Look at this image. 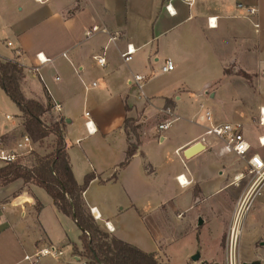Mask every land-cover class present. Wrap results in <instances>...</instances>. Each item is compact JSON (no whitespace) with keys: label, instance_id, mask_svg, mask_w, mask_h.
<instances>
[{"label":"crops","instance_id":"crops-1","mask_svg":"<svg viewBox=\"0 0 264 264\" xmlns=\"http://www.w3.org/2000/svg\"><path fill=\"white\" fill-rule=\"evenodd\" d=\"M129 45L135 53L125 62ZM39 54L48 62L35 70ZM0 58L24 66L26 97L51 103L44 120L63 121L76 180L96 174L84 198L102 229L161 264H172V251L188 237L184 264L222 261L237 202L251 184L248 160L264 162V0H0ZM168 58L175 67L164 72ZM137 74L147 77L142 90L131 83ZM12 103L0 87L5 141L17 132L15 118L24 123L16 104V114L8 112ZM207 111L217 123L242 126L250 143L245 157L204 135ZM126 118L139 125L140 143L119 169L129 146ZM42 150L35 143V152L49 151ZM262 207L264 200H255L252 213ZM8 211L21 215L19 228ZM70 219L42 187L21 179L0 186V264H30L26 255L46 243L63 254L39 264H87L72 249L81 244L80 229L75 240L55 236ZM261 238H252V248ZM257 249L264 252V242ZM240 253L252 258L242 244Z\"/></svg>","mask_w":264,"mask_h":264},{"label":"trees","instance_id":"trees-1","mask_svg":"<svg viewBox=\"0 0 264 264\" xmlns=\"http://www.w3.org/2000/svg\"><path fill=\"white\" fill-rule=\"evenodd\" d=\"M24 78V66L20 62L0 58V87L19 108L25 132L37 144L50 136L55 140L48 152H33L26 164L18 161L0 167V184L4 186L21 179L25 184L45 189L59 211L71 217L81 230L82 250L75 243L73 247L86 258L87 264H161L154 253L117 238L98 224L84 198V192L96 174H87L82 184L76 180L63 134V121L48 123L44 120L52 105L49 101L45 104L26 97L22 89ZM139 128L134 119L126 118L124 129L129 146L119 169L126 166L138 150ZM117 172L113 178L117 177ZM38 206V209L42 207L41 204Z\"/></svg>","mask_w":264,"mask_h":264},{"label":"built area","instance_id":"built-area-1","mask_svg":"<svg viewBox=\"0 0 264 264\" xmlns=\"http://www.w3.org/2000/svg\"><path fill=\"white\" fill-rule=\"evenodd\" d=\"M82 1V0H76ZM167 9L170 10V5L167 6ZM251 14H255V9H250ZM209 24L213 25V19L209 20ZM256 26H259L256 24ZM11 45V43H9ZM135 49L132 45L127 47V50L122 53V58L125 62H129L133 58ZM95 59L100 66H105L106 58L104 54L96 55ZM39 65L35 67V70H39V67L42 64L48 62V59L43 57L41 54L38 55ZM175 67V64L172 59L168 58L165 61L163 66L164 72L172 71ZM59 80V77L57 78ZM147 77L141 74L134 75L131 83L137 85V87L142 90L143 84ZM57 111L61 110V105L55 103L54 108ZM86 116H89V113H86ZM8 120L13 119L11 115H6ZM264 122V116H263ZM49 123V122H48ZM204 126L206 128L204 135L213 136L220 139L223 142V150L227 152L234 153L240 157H245L250 150V143L244 136L242 131V126L235 123H217L214 121L213 116L210 111L206 112ZM86 127L89 133L95 131L94 123L92 120L86 122ZM168 124L160 125V129H167ZM263 139H261V142ZM35 152V142L29 136L28 133L23 132L20 134L15 145L9 147L6 141L0 138V162L4 165L15 163L21 161L22 158H25L29 154ZM22 162V161H21ZM251 165V184L249 189L243 194L242 197L237 202L234 221L227 233V244H226V258L224 264H244L245 261L242 259L240 253V234L242 228L239 227L241 219L247 215V213L252 209L255 200L259 197L264 199V162L256 156H252L248 160ZM182 176L178 177V181L181 185H184L181 181ZM98 215L95 216L97 218ZM63 254V250L54 243H47L43 247L39 248L38 251L33 255H26V260L30 264H39L41 258L52 257L57 258Z\"/></svg>","mask_w":264,"mask_h":264},{"label":"rangeland","instance_id":"rangeland-1","mask_svg":"<svg viewBox=\"0 0 264 264\" xmlns=\"http://www.w3.org/2000/svg\"><path fill=\"white\" fill-rule=\"evenodd\" d=\"M11 105H12V107L9 109L8 112H10L12 114H16L17 108H15L16 107L15 104L12 103ZM45 120H46V122L51 121V119L49 120V118H45ZM14 121H15V125H16L15 130H17V132L14 133L15 135H12L11 138L6 139V143L8 144L9 147H13L15 145L17 139L19 138L20 134L25 132V131H23V128H22L23 120L21 118H15ZM54 140L55 139L53 136L46 138L42 144H39V143L37 144V149L39 151L41 149H44L42 151H48V149L50 150L52 148ZM30 156H31V154H29L25 158H22L21 161L26 164L27 159ZM2 165H4V163L0 162V166H2ZM0 186L2 187L3 185L0 184ZM4 186H6V185H4ZM258 199L264 200L262 197H259ZM8 213L13 218L14 222L17 223V227L19 228L21 221H24L21 218V215L18 212L8 211ZM46 214H47L49 219H51V220L53 219L52 212L50 210H47ZM29 217H33V215H30ZM31 220H32V218H31ZM239 227L242 228V232L240 234V244H242L243 247L247 248L249 254H252V258L242 256V259L245 261L256 260V259H259L260 255H262L263 256L262 257L263 262H264V252L259 253V249H257L258 247L261 248V243L264 242V207H262L261 209H259L255 213H252V209H251L248 217L245 215L241 219ZM66 234H67L68 238L70 237L71 239H74V240L76 238H78L79 228L76 225V223L74 222V220H71V219L67 220L65 226L63 228H60V227L57 228L56 229V235L55 234L54 235L55 236L61 235V236L65 237ZM256 236L263 237V238L259 239L256 243V246L254 248H252V238L256 237ZM56 240H58V238H56ZM54 242H55V240H54ZM190 242H191V237H188L182 241L181 247H176L175 250L172 251V253H171L172 264H184L183 263V257L181 256V253L185 251V249L187 248V245ZM54 244H56V243H54ZM73 244H72L73 253L82 257L83 260L86 261V258L84 256H81L74 251ZM75 244H77V243H75ZM226 244H227V235H226V237L222 243V248H221L222 261L221 262H217V263L201 262V259H200L198 261V264H224V259L226 258ZM77 246L80 250H82V245L80 243L77 244ZM258 253H259V255H258ZM2 255H4V257H8V255H5V254H2ZM7 260L8 259L6 258L2 261L6 262ZM191 264H194V262L192 261Z\"/></svg>","mask_w":264,"mask_h":264},{"label":"water","instance_id":"water-1","mask_svg":"<svg viewBox=\"0 0 264 264\" xmlns=\"http://www.w3.org/2000/svg\"><path fill=\"white\" fill-rule=\"evenodd\" d=\"M200 147V144L199 145H196L195 147H193L191 150H189L187 152V155H191L192 153H194L196 151V149H199ZM194 260H197L199 259V255H195L194 257ZM244 264H261V260L260 259H257V260H254V261H250V262H245Z\"/></svg>","mask_w":264,"mask_h":264},{"label":"bare ground","instance_id":"bare-ground-1","mask_svg":"<svg viewBox=\"0 0 264 264\" xmlns=\"http://www.w3.org/2000/svg\"><path fill=\"white\" fill-rule=\"evenodd\" d=\"M181 181L183 184H188V180L184 176H182Z\"/></svg>","mask_w":264,"mask_h":264}]
</instances>
